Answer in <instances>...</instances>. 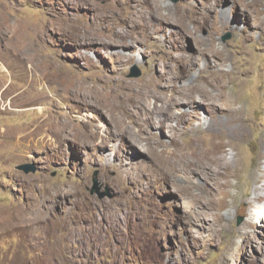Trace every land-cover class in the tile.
<instances>
[{
    "label": "rangeland",
    "instance_id": "rangeland-1",
    "mask_svg": "<svg viewBox=\"0 0 264 264\" xmlns=\"http://www.w3.org/2000/svg\"><path fill=\"white\" fill-rule=\"evenodd\" d=\"M0 264H264V0H0Z\"/></svg>",
    "mask_w": 264,
    "mask_h": 264
},
{
    "label": "bare ground",
    "instance_id": "bare-ground-1",
    "mask_svg": "<svg viewBox=\"0 0 264 264\" xmlns=\"http://www.w3.org/2000/svg\"><path fill=\"white\" fill-rule=\"evenodd\" d=\"M246 6L249 7L250 3L249 4L247 3ZM224 13H225V11H224ZM215 20H216V18H215ZM229 22H230V19L228 17H226L225 14L220 13V20H218L217 22H214V26L216 28H222V27H225L226 25H228ZM193 52L196 53V54L194 56L190 57L191 63L202 60L204 63L210 65V67H212V70H211L212 79L210 81L204 82L205 85H202V86H198L197 84L192 82L190 79H188V83L187 84H181L179 86L177 85L178 86V91H177L178 92V94H177L178 96L174 99V101L173 100H171V101L175 105H180V104H183V102H186V105L188 106V109L189 108L190 109L191 108L195 109L198 105H202L204 108L207 107V106L208 107H214L216 105L217 101L220 99V95L217 93V91H218L217 86L220 88L221 78L226 76L225 72L220 68L221 67L220 65L225 61L224 56H223L222 52L219 49H215L213 47H208V48H204V49H201L199 47V48L195 49ZM218 66H220V67H218ZM186 76L187 75L184 74V75L180 76L179 79L182 78V77H186ZM59 78L63 79L60 76H59ZM152 98L160 101L159 98L156 95H154V94H152ZM139 102H140V99H135L134 107H136L139 104ZM140 104H141V102H140ZM169 104L170 103H167L165 106H168ZM143 108H145V105L142 104V105L138 106L135 109L139 110L141 113H143ZM157 111H159L161 113L160 109L157 110ZM186 111H187V109L184 112L186 113ZM159 112H156V113L158 114ZM151 113H153V111ZM150 117L151 116H148V117H146V119L149 120V119H151ZM162 118H163V115H162ZM162 122L163 121L159 120L160 125L163 126ZM217 122H219L218 118H213L212 121L208 120L207 125H205V129H211L213 131L215 128L219 127V124H217ZM56 126L57 127L54 130V134L55 135H57V136L63 135L64 136V133L67 134L66 126H61V125H59V126L56 125ZM221 128L223 130L227 128V130L229 131L228 133H230L229 135H233V131H232L231 125L228 122H226V124H224ZM199 129H200V127H197V128L188 129L186 131L192 133L193 135H196L198 137L197 138V140H198L200 138V132H201ZM229 135H227V136H229ZM199 141H200V139H199ZM195 148L196 147H194L192 149V145L190 143H188L183 148L184 150L182 151V153H188L189 151H192V153H193ZM211 148H212L211 146H210V148H207V150H206V152L208 153L207 155H210L209 158L213 161V163L218 168L217 172L219 174H221V176L224 178L225 175L227 174L224 171H227L229 166H230L229 162L225 159L226 156L224 157L223 155H218V153H215L213 150H210ZM196 150H198V149H196ZM176 151H178V150H176ZM178 158H179V156H178ZM221 176H220V179H221Z\"/></svg>",
    "mask_w": 264,
    "mask_h": 264
},
{
    "label": "water",
    "instance_id": "water-1",
    "mask_svg": "<svg viewBox=\"0 0 264 264\" xmlns=\"http://www.w3.org/2000/svg\"><path fill=\"white\" fill-rule=\"evenodd\" d=\"M229 39H230V35L229 34H226L222 38L223 41H226V40H229ZM140 75H141V71H139L137 69H134L133 73L129 77L137 78V77H140ZM17 169L21 170L25 174L35 173L37 171V168L33 164H30V163H25V164L19 165V166H17ZM94 182H95V187L93 189V192L94 191L98 192L96 179H95ZM105 195H108V193L102 194V195H100V197H103Z\"/></svg>",
    "mask_w": 264,
    "mask_h": 264
}]
</instances>
